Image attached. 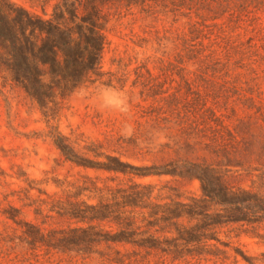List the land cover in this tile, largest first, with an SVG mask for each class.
Listing matches in <instances>:
<instances>
[{
	"label": "rangeland",
	"instance_id": "rangeland-1",
	"mask_svg": "<svg viewBox=\"0 0 264 264\" xmlns=\"http://www.w3.org/2000/svg\"><path fill=\"white\" fill-rule=\"evenodd\" d=\"M91 2L99 80L39 106L0 72V264H264V0Z\"/></svg>",
	"mask_w": 264,
	"mask_h": 264
},
{
	"label": "trees",
	"instance_id": "trees-1",
	"mask_svg": "<svg viewBox=\"0 0 264 264\" xmlns=\"http://www.w3.org/2000/svg\"><path fill=\"white\" fill-rule=\"evenodd\" d=\"M43 15L0 0V72L39 106L99 80L105 46L102 18L91 0H58ZM52 139L66 159L90 167L59 133ZM98 168L125 173L129 167L113 161Z\"/></svg>",
	"mask_w": 264,
	"mask_h": 264
},
{
	"label": "clouds",
	"instance_id": "clouds-1",
	"mask_svg": "<svg viewBox=\"0 0 264 264\" xmlns=\"http://www.w3.org/2000/svg\"><path fill=\"white\" fill-rule=\"evenodd\" d=\"M103 102L105 106L119 107L121 104L124 103V100L118 92H116L115 90L109 89V90H106L104 94Z\"/></svg>",
	"mask_w": 264,
	"mask_h": 264
}]
</instances>
